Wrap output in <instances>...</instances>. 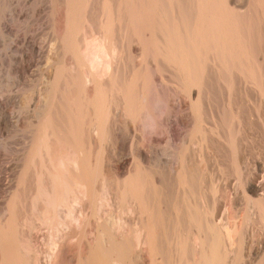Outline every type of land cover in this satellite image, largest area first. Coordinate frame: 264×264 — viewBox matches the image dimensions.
<instances>
[{"label": "bare ground", "instance_id": "1", "mask_svg": "<svg viewBox=\"0 0 264 264\" xmlns=\"http://www.w3.org/2000/svg\"><path fill=\"white\" fill-rule=\"evenodd\" d=\"M107 1L108 0H105V3L103 1V6L106 4V7L102 8L104 9L102 10L103 12L99 13V15H102L100 23L97 22L98 29L95 24L96 27L91 26L93 24H88L92 29H89L90 34H88L89 32H85L84 40L86 42V47L84 48V42L78 40V43L82 44L83 49L88 50L91 46V48H93V53L91 52L92 55L91 57L89 56L90 59L87 57L90 60V64L88 61V63L86 62L89 64L88 68L84 69V66V70L81 69L82 71H79L72 76L71 74L68 75L67 77L71 76V81H67L69 78L66 77L67 80L64 83L62 101H65L64 92L65 94H69L68 91L70 89V94L71 91L74 93V90H82L84 95L81 93L83 95H81V99L75 101L77 99H75V93L78 95L76 91L73 95L71 94L68 99L65 98L68 101L74 100V108H68L69 110H66L69 113V117H71L70 119H67L68 117H66V123L57 119V115L60 112L64 114V110H61L62 107L59 108L60 110L54 109V112L50 111V109L48 110V114L44 115L42 123H39L41 125L39 126L43 129L40 143L36 142L38 147L35 148V150L33 149L34 152L31 156L30 154L28 157L26 156L27 159L30 158V161L31 159H33L34 162L35 160H38L35 171L37 176L36 180L38 181L35 199L38 203H41V205L44 204V207H41L40 213L37 212L40 215L42 222L51 230L53 238V243H49L53 246L52 251L50 250L51 252H49V255L46 257L45 263L264 264V162L262 163L259 160L255 161L253 167H251V171L244 172L246 174H239L237 181L241 182V192L231 202L233 203L232 206L236 208L238 196L241 197V199L243 197L246 199L250 210V217L259 228L257 235H254V232L250 233L249 231H244V229L240 231V229H237L238 224L237 226H235L236 224H230L234 217L232 219L229 218V220H232L231 222L228 221L227 214L229 211L226 206L227 204L225 205L224 201H221L223 199L216 195L217 191L213 188L214 192L211 200L208 199L210 197H205L206 194L204 196L202 194L198 199L196 197V193L199 190L196 186L198 185V181H200L198 175L206 170L207 166H209V162L211 163L212 160L216 161V159H218L217 155H219V151L223 153L230 149H233L234 151L236 147V137L234 139L232 135H226V131L225 133L223 131L228 116H230V120L228 119L229 122H231L232 119L237 121V127L235 128H237L238 137L239 135L244 134V138L241 140L246 139L245 131L247 122L248 120L253 119H249V117H252L253 114H255V117L264 120V54H262L264 50L261 53V44L264 36V0H142V5L138 1V4L141 5L138 9L134 10L131 9L132 7H128L129 11L127 10V18L129 21H125L126 23L121 22V18H124L126 14L122 16L123 14H121L120 5L111 7L109 5L111 0L108 1L109 3H107ZM79 4L81 3L79 2ZM117 4L115 1L114 5ZM126 8L127 7H125V10ZM83 9L85 10L86 8H82L81 12L78 11V13L82 14ZM100 10L101 9L98 11ZM67 13L69 15L68 11L66 14ZM70 13L72 16L73 11ZM78 13L77 15L80 18L82 15L79 16L80 14ZM74 14H76L75 11ZM68 15L67 19L69 17V22H67V24H72L74 26V28L70 30L73 32L81 24L75 27L73 23H75L74 21H76L75 19L78 17L76 18L75 15L70 17ZM93 16L95 15L93 14ZM79 18L76 23L79 22ZM86 20L88 19L86 18ZM91 21L95 20L92 19ZM81 22L83 21L81 20ZM88 22L90 21L88 20ZM84 23L86 24V21ZM68 25H66V27ZM88 25L84 26V24H82V26H87L89 28ZM131 26H134V32H136L138 28L140 29L139 31L142 30L145 37H143L144 43L142 42L141 57L139 55L141 62L140 59L138 60L140 62V64L138 63L140 67L142 68L145 64V66L149 65L151 69L154 68L153 70L157 69L159 71L158 68L161 67L162 69V66L164 65L168 74L171 75H169L170 77L166 76L167 74L165 76L171 79H178V83L175 84L178 85L180 91L183 92V95H177L176 99H166L167 101H165V107L163 109L164 114H162L165 119H163L161 123L160 141L158 143L161 152L160 157L152 160L153 158H151L150 153L153 154V151L155 150L153 147H150L152 150L149 152L138 150L135 152L138 160V162L135 163L136 169L134 172L132 171L133 173H130L128 177L122 179L121 182L117 181L119 183L114 186V184L110 185L111 181H114V179L110 180L112 175H110V166L108 167V164H105L103 161L96 162V160L95 164H89L88 161L87 164L85 163L86 159H84V156L88 155V153H85L87 151L86 149L84 151V146L82 147V144L85 142H82L83 140L81 141V133L83 132L82 130H86V133L89 132L90 136H87L89 138L91 137V142H93L94 145H97L98 142H96L94 137L101 139L104 138V125L110 120V111L113 110H111V107L114 105H112V103L115 102V111L123 113L121 111L122 109L124 110V114L129 107L131 108V111L135 110L136 113L139 112V109L141 108L136 107L139 105V99L137 105L136 102L133 101L139 97L140 93L138 94L137 91L142 92L141 94L146 91L147 84L145 78H149L147 68H145L146 72L144 71L146 77L144 73H139L142 70H138L139 72L137 73L136 68L134 70L136 73L132 74L130 72L129 77L126 75L129 78H126V80L128 79L130 83L124 82V75L121 77L122 74L120 73L122 70L120 71L121 64L119 60V57L122 56V54L120 55L119 53L120 49L118 48V43L115 45L114 43L116 42L113 41L114 36L117 35L116 33H118V31L121 32V30H123L124 35H126L129 33V30L131 31ZM81 27L80 29H82ZM93 27H95V31H93ZM90 30H92V32ZM80 33L83 35L82 31L78 34ZM86 33L88 36H86ZM137 34L139 35V33ZM69 35L70 34H68V37ZM82 35L80 34V36H78L76 34L75 37L76 39L77 37L81 38ZM82 38L81 40L83 41ZM120 41L121 39L119 42ZM71 47L70 49H72ZM81 52H83V50H81ZM161 63L163 65L159 66ZM78 64L80 65V63ZM79 67L82 68L81 66ZM74 68L73 70L75 71ZM164 68L163 70L165 71ZM208 68L219 74L220 86H218L225 90L223 92H226L224 95L226 94L227 101L224 102L222 106L220 105V107H212L205 96L208 89L207 84L209 83L207 82ZM66 70L69 71L68 69ZM77 70L78 67L76 71ZM150 71L151 70H149V73H151ZM152 73L155 74L153 71ZM63 74L64 73H61L59 75V81L64 76ZM66 75L67 74H65V76ZM163 76L162 78H164ZM69 82L70 84L72 83V85H69ZM171 83L173 84V82ZM55 85L57 84L55 83ZM152 85L154 84L152 83ZM237 85L238 87L242 86L244 88L246 96H249V94L251 95L252 93L250 97L253 98V95H255L256 99H259H257V105H254L249 109V116L245 115L246 112L244 113L243 108L245 106L242 107L239 104L240 102L237 103L236 101L237 97L240 96L237 94L239 92L235 93L234 91V88ZM134 90H136L137 95L133 92L132 95L129 94ZM148 90H151V88ZM149 94L148 97L150 96ZM128 95H131V97L130 100L127 101L126 99L129 97ZM243 101L245 102V100ZM143 106L142 103V107ZM49 108L51 107L49 106ZM82 108H84V111ZM136 109H138V111ZM142 109H144V107L141 108V111ZM244 109H246V107ZM132 113L133 112H131V114ZM136 113L132 114V116L135 115V118L140 114ZM70 114H73L74 117L70 116ZM124 114H121V116ZM81 115H88L87 122L84 121L85 119ZM63 116L64 115H62V117ZM77 116L82 117L84 120L79 117L81 120H79L78 123ZM209 118L212 120V123L209 122ZM256 120L254 121L256 122ZM255 122L253 123L255 124ZM173 125L174 128L176 126V131H178L176 133L180 136L182 135L181 132L188 131V129L192 127L193 134H197L196 139H191L190 142L185 139L184 143H182L185 144L186 147L183 150H180L177 140L170 136L171 131L174 129H171ZM227 125L226 127H229ZM107 126L109 127V125ZM105 129H107V127ZM224 130L227 129L224 128ZM232 130H234V128H232ZM172 134H174V132ZM234 134L233 136H235ZM247 136L248 135H246V137ZM222 138L224 140H222ZM253 139L254 138H252V140ZM37 141L39 140L37 139ZM180 141H183V138L182 140L180 139L179 142ZM86 143L84 145H86ZM107 144L108 143H106V145ZM242 144L243 142L240 143L237 159L239 162L241 161L242 163H245L243 162L244 150ZM66 147H68V149L70 148L73 158L70 156L69 158L67 153L63 152V150L66 151ZM83 151L85 153L84 156ZM94 151H96V149ZM63 153H65L66 157L69 159H66ZM68 153L70 152L68 151ZM153 161L154 165L160 169V177L157 178V175L155 176L157 179L154 178L153 173V175L151 174L153 178L148 179L144 170L146 167L143 165L145 164L148 167L150 162L152 163ZM215 170L216 169H214V171ZM167 174L170 175L169 178L172 179L171 183L173 182L172 185L170 183L172 189L171 193H175L176 200L173 201L169 195V181L167 182L168 179L165 178ZM100 176L102 180L97 179ZM257 177L261 178V180H256ZM107 179L110 180V183H108ZM48 180H51L50 183H48ZM234 181H236L235 178ZM197 188L198 190L196 191ZM203 188H205V186ZM28 189L30 188L28 187ZM98 192H100L99 196L102 197H99L101 199H99L100 202L97 199L98 197L96 198ZM84 199L89 200L93 212L100 211L99 208H103L105 206L104 204L109 206L113 205V200L115 204H118L115 207H118L120 214L116 216L114 214V218L111 220L109 219L108 222L105 221L100 224V227L97 228L96 232L94 230L95 238H93L94 240L91 244L88 243L86 239V242H82V245H79L78 250L77 248L75 250L71 248L75 243L70 245V247L66 244L70 238L72 239H70L71 242L75 240L74 234L77 236V232L75 231L76 233H74L73 230L75 226L71 224L73 229L71 226L68 227L69 224L65 223L63 217H61V212L63 209H67L68 218L70 219V217H72L73 220H77L76 213H80L79 218L76 221L79 222L80 225L81 219L85 218V213L82 210V207L84 206L81 207V202ZM12 202L13 201H11V203ZM12 205L13 204L7 209L5 215L3 214V227L0 230V264H39V255H37L33 249L30 250L31 256H29L28 262L25 263L24 258L20 256L21 253L18 254L16 252L17 250H15L16 248H13V241L16 239L13 238V231L18 225L15 224L17 222L14 221L15 213ZM36 205L38 206L37 203ZM37 206L34 207L37 208ZM113 210L111 211L113 212ZM105 214H107V212ZM72 222L73 221H71V223ZM243 222L245 223V221ZM71 249L75 250L72 254Z\"/></svg>", "mask_w": 264, "mask_h": 264}, {"label": "rangeland", "instance_id": "2", "mask_svg": "<svg viewBox=\"0 0 264 264\" xmlns=\"http://www.w3.org/2000/svg\"><path fill=\"white\" fill-rule=\"evenodd\" d=\"M103 1L105 3V0H91V1L90 0H80V1L79 0H76V1L75 0H68V1L67 0H0V230L3 227L2 226L3 225L2 223L4 220L3 217H4L5 213L7 212V209L9 207H11V204H13L12 207H13V210L15 213L14 221L17 222L15 224L18 225L15 228V230L13 231V234H14L13 238L17 239V240L13 239L15 241V242L13 241V248L14 249L16 248L15 250H17L16 252L18 254L21 253L20 256L22 258H24L25 263L28 262V260H29L28 258H29V256H31L30 250L33 249V251L36 252L37 255H39L38 256L39 261H40L39 264H46L45 259L49 255V252L52 251V247H53L52 245H50L53 243L51 230L49 228H47V225H45L42 222L40 215L38 214V212L40 213V211H41V207L42 208L44 207V204L41 205V203H38L35 199V195H36L35 193L37 192L36 187H37V183H38V181L36 180L37 176H36L35 171H36V167H37L36 163H38L37 162L38 160H35V162H34L33 159H31V161H30V158L27 159V157L29 154L31 156V154L34 152L35 148L38 147L37 143H40V140L42 138L41 137L42 132H43L42 127H40L41 126L40 124L42 123L44 115L48 114V110L50 109V111L54 112V109L60 110L59 108L62 107L61 110H64L63 111L64 114L62 112H60L59 114H62L64 116L62 117V115L58 114L57 115L58 117L57 116L56 117H57V119H59V121H64V123H66L67 119L71 118V117H69V113L66 110L68 108L69 109L74 108V100L68 101L65 98L68 99L70 97V95L71 94L73 95L76 91H77L78 95H76V93H75V96H76L75 99L77 98L75 101L80 100L81 97L84 95V92H82V90H76L75 91L74 89H72V90H74V93H72L73 91H71V94H70V90H71L70 89L68 91L69 94L68 93L65 94V92H64V97H65L64 100L65 101H62V94L64 91L63 90L64 83L67 80V78H69L67 81H71L70 79H71L72 75L78 73L79 71L84 70L85 68H88V66L90 64L89 59L93 53V48H91V46H90V48L88 50L83 49L82 44L78 43V40H80V42H84V44H85L84 48H85L86 47V42L84 40L85 32L88 33L89 29H92V28H90V26L88 24H93L91 26L96 25L97 27L96 26L95 27L98 29L97 24L100 23V18L102 15V14L99 15V13L103 12L102 10H104V9H102V8L106 7V4H105V6H103L104 5ZM108 1H110V0H108ZM108 1H107V3H109ZM115 1H116V4L118 3L117 5H114ZM138 1L142 5V2H143L142 0H111L109 5L111 7H116V6L120 5L119 7L121 9V14H123L122 16H124V14H126V16L124 17L125 19L121 18V22L126 23L127 20L129 21V19L127 18L128 17L127 16L128 11H129L128 7H130V8L132 7L131 9H134V10L138 9V7L141 6L138 4L139 3ZM184 1H187V0H184ZM79 2L81 4H79ZM77 3H78V5H77ZM73 4H74V6H73ZM71 7H73V8H71ZM94 7H96V8H94ZM125 7H127L126 10H125ZM82 8H86L87 10L83 9L82 14L78 13V11L81 12ZM97 9L98 10L101 9V10L98 11ZM65 11L66 12L68 11L69 15H68V13L66 14ZM72 11H73L72 16L75 15L76 18L78 17L77 13L80 14L79 16L82 15L80 18L78 17L79 22L76 23L78 18L75 19L76 21H74L75 23H73L75 25V27L78 26L79 24H81V25H79L76 28V30L73 32H71L70 30H72V28H74V26L72 24H69V25L67 24V22H69L68 21L69 17L67 19V15L72 17L71 13H70ZM74 11L76 12V14H74ZM85 11H86V13H85ZM58 12H59V14H58ZM93 14L95 16H93ZM81 18H83V19H81ZM86 18L90 22H88V20H86ZM89 18H92L95 21H91L92 19H89ZM84 19L86 21V24L84 23L85 22ZM81 20L83 22H81ZM82 24H84V26L85 25L89 26V28L86 26L87 31H86V27L82 26ZM66 25H68V26L66 27ZM80 27L82 29H80ZM95 27H93L94 28L93 31H95ZM77 29H78V31H77ZM133 29H134V26H131V31L129 30V33L126 35H124L123 30H121V32L118 31L119 35H118V33H116L118 36L117 35L114 36V40H113L116 43H114V42L113 43L115 45H117V43H118V45H119L118 48L120 49L119 53H120V55L122 54V56L119 57L120 58L119 60H120V64H121L120 65V67H121L120 71L122 70L120 73L122 74L121 77H123V75H124V78H125V79L123 78L124 82L130 83V81L128 80L130 72L132 74H134V73H136V71L138 73L140 70H142L143 72L141 71L139 73H142V74L144 73V75L146 77V73H145L146 69L145 68H147V73H148V76L150 79L145 78L146 79L145 82L147 84V85L145 84L146 85V91L143 94H141L142 92L137 91L138 94L140 93L139 97L134 99V101H133V102H136V105H137V102H139V100H140V102L138 103L139 105H137L136 107L137 108H140V107L143 108L144 107V109H142V111H141V108L139 109V112H137V113L138 114L140 113V114L138 116H136V118H135V115H133L134 117L132 116V114H135L136 111L135 110H134L135 112L131 111L130 107H129L130 109L126 108L127 109L126 112L128 113V115L126 112L124 114V110H122V109H121V111L123 113H120V111H118L119 112V115H118V112L115 111V106H114L115 102H114V103H112V105L114 104L113 107H111V110L113 109L112 110L113 112L110 111V115H109L110 120H109V122L105 123V125H104V133H105L104 138H103L104 140L101 138L94 137L96 142H98L97 145H94L93 142H91V139H90L91 137L89 138L87 136L90 134L88 131H87L88 133H86V130H82L83 132L84 131L85 132L84 133L82 132L83 134L81 133V136H82L81 141L83 140L82 142H85V143L87 142L86 145L89 146V147H87L86 145H84L85 143L82 144V147L84 146L83 147L84 151H85V149L87 151L85 153H88V155H85L88 157H85L84 156L85 153L83 151L84 159H86L85 163L87 164V161H88L89 164L90 163L95 164V160H96V162L97 161H99V162L103 161L105 164H108V167L110 166L109 167L110 168V175H112V177H113V178L111 177L110 180L114 179V181H115V183H114V181H111L110 185L114 184V186H116L117 183L121 182L122 179L128 177L130 175V173L134 172V170L136 169L135 163L138 162L135 152H137L138 150H143V151L145 150L144 152H149L152 150L150 147H153L155 150L153 151V154L150 153L151 158H153L152 160H155L158 157H160L161 152H160V148L158 147V143L160 141V130H161L160 127L162 125L161 123H162V120L165 119V117L162 115V114H164L163 109L165 107V105H164L165 101L176 99L177 95H181V96L183 95V92H181L178 85H176L178 83L177 82L178 79L176 80V78H174L175 79L174 80V79L169 78L171 75L168 74V72L166 71V68H164V65L162 63L159 65V66L163 65L162 69H161V67H159L158 68L159 71L157 69L153 70L154 68L151 69V67L149 65L145 66V64L143 66L141 65L142 68L140 67V65H139L141 62L140 57L142 54V52H141L142 48L141 47L143 46L142 42L144 41L145 37H144V33L142 32V30L139 31L140 29L138 28L136 30V32H134ZM76 31H77V33H76ZM81 31L83 32V35H82V33H80L83 37V38L81 37L83 39V41L81 40L80 37H77V39L75 37L76 34L78 36H80V34H78V33ZM90 31L92 32V30H90ZM87 33H86V36H88ZM130 33L131 34L136 33V34L131 35ZM137 33H139V35ZM68 34H70L69 37H68ZM88 34H90V32ZM124 36H126V37H124ZM72 37H74V38H72ZM117 37H120V38H117ZM120 39H121V41L119 42ZM116 40H118V41H116ZM130 42H132V43H130ZM74 43H75V46H74ZM62 44H64V45H62ZM129 44H130V46H129ZM78 45L81 47H79ZM71 46H74V47H71ZM70 47L72 49H70ZM64 49L66 52L64 51ZM77 49H79V50H77ZM130 49H131V51H130ZM81 50H83V52H81ZM85 50H87L88 52ZM263 50H264V36H263V41L261 44V53L263 52ZM89 52H90V54H89ZM80 54H81V57H83V58L86 57V58H84V59L81 58ZM262 54H264V52ZM139 55H140V57H139ZM136 57H138V58H136ZM139 59H140V62L138 61ZM132 60L137 61V62H134ZM87 61L89 62V64H87L88 63ZM125 61H127V62H125ZM78 63H80V65ZM136 64H138V65H136ZM72 65H73V68L75 66V68H74L75 71L73 70ZM79 66H81L82 68H80ZM77 67H78V70L76 71ZM83 67H84V69H83ZM126 67H128V68H126ZM132 67H134V68H132ZM136 68H137V70L134 71ZM163 68L165 69V71L163 70ZM66 69H68L70 72L71 71L72 72L70 73ZM208 69L209 70L207 73L208 74L207 82H209V83L207 84L208 89H207V93L205 96H206V99L210 102L212 107H215V106L220 107V105L222 106V104L227 101V96H225L226 94L224 95V93H226V92H223L225 90L223 88L219 87L220 86L219 85L220 84L219 74L216 71L211 70L210 68H208ZM149 70H151L150 71L151 73L153 71L155 74L152 73L153 74V76H152V74L149 73ZM160 72H162V73H160ZM61 73H64L63 74L64 76L62 77L63 80L61 79L59 81L58 78H59V75ZM65 74H67V75L65 76ZM70 74H71V76L67 77ZM165 75L166 76L170 75V76L166 77ZM162 76L165 79L162 78ZM126 78H128L127 79L128 81L126 80ZM158 79H160L161 82ZM168 79H170V80H168ZM215 79H217V80H215ZM147 80H149V81H147ZM213 80H215V81H213ZM121 81H122V78H121ZM155 81H156V83H155ZM170 81L173 82V84ZM60 82H62V83H60ZM46 83H48V84H46ZM55 83L57 85H55ZM152 83L154 85H152ZM212 84H214V85H212ZM69 85H72V83L70 84V82H69ZM147 86H149V87H147ZM170 86H171V88H170ZM56 88H58V89H56ZM149 88H151V90H148ZM238 88H239V90H238ZM178 91H180V92H178ZM234 91H235V93L239 92L237 94H239L240 96H238L239 98L237 97L236 101H237V103L240 102L239 104L242 107H244V106L246 107V109H244L245 108L244 107L243 110H244V113L246 112L245 115L249 116V109H251L254 105L256 106L259 99L257 98L258 99L257 100L255 95H253V98L250 97L252 95V93H251V95L248 93L249 96H246L245 95L246 91L244 90V88L242 86H239V87H238V85L235 86ZM132 92L136 93V90L131 91L129 94L132 95L133 94ZM178 93H181V94H178ZM148 94L150 95L149 97H148ZM131 95L130 96L128 95L129 97H127V99H126L127 101L130 100ZM136 95H137V93H136ZM77 96H79V97H77ZM43 99H46V100H43ZM147 100L148 101L150 100V101L148 102ZM243 100H245V102ZM68 103H70V104H68ZM142 103L144 105L143 107H142ZM46 104H48V105H46ZM56 105L58 106V108ZM248 105H250V106H248ZM49 106L51 108H49ZM82 110L84 111V108H82ZM136 110L138 111V109H136ZM247 110H248V112H247ZM45 111H47V112H45ZM129 112H130V114H129ZM131 112H133V113L131 114ZM121 114H124V115H122L123 117L121 116ZM228 115H229V113H228ZM254 115L255 114H253V116ZM70 116H73V114H70ZM81 116H83V118L85 120L82 117L77 116L76 118L78 119V123H79V120H81V119H83L84 121L87 122L88 115H86V116L81 115ZM253 116L249 117V119H252V118L253 119L248 120V122H247V127H246V131H245V138H246L245 140H241L244 138V134L239 135V137L237 135V128H235V127H237V121L235 119H232L231 122H229L230 116H228L227 121L225 122V125L223 127V131H224V133L226 131V133H225L226 135H229V134L232 135V137L234 139L236 137V147H235L234 151H233V149L227 150L225 152L227 155L225 153L219 151V153H218L219 155L216 154L218 159H216V161L212 160L214 164L212 163V161H211V163L209 162L208 163L209 166H207L206 170L202 173L199 172L201 175L200 174L198 175L199 176L198 178L200 179V181H198V183H197L198 185L196 186L199 188V190H198V188L196 189V191L198 190L196 193L197 194L196 197L198 199L202 194H203V196L206 194L205 197L206 198L210 197L208 199L211 200L213 197L212 195H213L214 190L217 191L216 195H218V197L223 199L221 201H224L225 205L227 204L226 206L228 207V211H229L227 214L228 221L231 222L233 220L230 224H233V225L236 224L235 226H237V224H238L237 229H240V231L244 229V231H249L250 233L254 232L253 234L257 235L259 228L257 227V224L254 221H252V219L250 217V210H249L248 203H247L246 199L244 197L241 199V197L238 196L236 208L234 206H232L233 203H231L236 198V196L239 195V193L241 192L240 191L241 187H242L241 182L237 181V177H239V174H242V173L246 174L244 172L251 171V169H252L251 167H253V164L255 163V161L259 160L262 163L264 162V125H263L264 120L259 119L258 117H255V116L253 117ZM59 117H61V118H59ZM66 117H68V118L66 119ZM79 117L81 119H79ZM128 117H129V120H128ZM256 119H258V120H256ZM209 120H210V118H209ZM254 120H256V122ZM211 121L212 120H210L209 122L212 123ZM234 122H236V123H234ZM253 122H255V124ZM227 123H228V125H227ZM248 123H249V126H248ZM107 125H109V127ZM226 125L229 127H226ZM106 127H107V129H105ZM173 128H174V125L172 126L171 129H173ZM224 128L227 130H224ZM232 128H234V130H232ZM235 129H236V131H235ZM39 130H41V131H39ZM228 130H229V132H228ZM173 132H174V134H172ZM176 132H178V131H176V126H175V128L171 131L170 136L173 137V139L177 140V143L180 147L179 148L180 150H183L186 147L185 144H183L185 139H186V141L190 142L191 139L195 140L196 136H197V134H193V128L192 127L189 128L188 131L181 132V134L183 136L178 135V133H176ZM234 132H235V134H234ZM150 133H151V135H150ZM233 134L235 136H233ZM156 135H158V136H156ZM172 135H175V136H172ZM246 135H248V136L246 137ZM250 137H252L254 139L252 140V138H250ZM182 138H183V141L179 142V140L180 139L182 140ZM37 139L39 141H37ZM222 140H224V139L222 138ZM242 142H243L242 146H243V150H244L243 162H245V163H242L241 161L239 162L237 159L240 143H242ZM106 143H108V144L106 145ZM150 145H153V146H150ZM95 146H97V147H95ZM109 148H110V150H109ZM65 149H66V151L63 150V152H66L68 157L69 156L72 157L73 154H72L70 148L68 149V147H66ZM95 149H96V151H94ZM68 151L71 154L68 153ZM229 152H230V154H229ZM63 154L66 157V154L65 153H63ZM240 155H241V153H240ZM69 158L66 157V159H69ZM224 159L226 162L224 161ZM31 163H33V164H31ZM241 163L244 165H242ZM143 166L146 167L144 170H145V175L148 179L153 178L152 177L153 173H154V178H156L155 176H157V175H158L157 178L160 177V169L156 165H154V161L152 163L150 162L148 167L145 164ZM214 169H216V170L214 171ZM156 172H157V174L155 175ZM149 173H150V175H149ZM213 173H215V174H213ZM167 176L166 177L164 176V177L168 179L167 182L169 181L168 184L170 186L172 179L169 178L170 175L167 174ZM214 176H216V177H214ZM234 178L236 181H234ZM97 179L102 180L101 176L98 177ZM259 179L261 180V178H259V177L256 178V180L260 181ZM110 180L107 179L108 183H110ZM50 181L51 180H48V183H50ZM117 181H119V182H117ZM212 182H213V185H212ZM172 184H173V182L171 183V185ZM200 185H201V187H200ZM27 186L30 189H28ZM204 186L206 189L203 188ZM206 186H208V187L210 186L209 189ZM28 191H30V192H28ZM33 191H34V193H33ZM171 192H172V189L170 186L169 187L170 198L172 201L176 200L175 195H174L175 193L174 192L171 193ZM99 195H100V192H98L96 194V198L98 197L97 198L98 201L100 199L99 197H101ZM16 200H18V201H16ZM86 200L84 199L83 200L84 202L83 201L81 202L82 203L81 207L84 206V207H82V210L88 216L84 214L85 218L82 217L83 219H81L80 225H79V222H76L79 218L80 213H76L77 214L76 215L77 220H73L72 217H70V219L68 218L69 216L67 213L68 212L67 209H65V210L63 209L61 212V215H62L61 217H63L66 224L67 223L69 224L68 227H70L71 224L73 226H75L74 229H73V226H71V228L74 230V233L77 232L76 233L77 236H75V234H74L75 238L72 236L75 239V240L73 239L75 242L74 241L71 242L70 241L71 238L68 240V242H66V244L69 245V247H70V245L75 243V244H73V246L75 245L74 247L71 246V248L75 249V250H76V248L78 250L79 245L82 242H84L86 239H87L86 241L91 244L94 240L93 238H95L94 234H95L97 228L100 227V224L104 223L105 221L108 222L109 219L111 220L112 218H114V214H115V216L120 214L118 207H115L118 204H115V202L113 201L114 198L112 200L113 205L109 206L107 204H104L105 206L103 208H99L100 209V211L98 210L99 212L98 211L93 212V210H91L89 200L88 199H86ZM11 201H13V202L11 203ZM36 203L38 204L39 207L36 205ZM230 203H231V205H230ZM34 206H37V208ZM35 208H36V210H35ZM235 209H237V210H235ZM111 210H113V212ZM108 211H109L110 215L108 214ZM106 212H107V214H105ZM66 215H67V217H66ZM99 217L101 218V220ZM229 218H231V219L233 218V219L229 220ZM248 220H250L251 222ZM71 221H73L74 223L73 222L71 223ZM243 221H245V223ZM245 227H247V228H245ZM94 230H95V232H94ZM78 239H80V240H78ZM25 242H27V243H25ZM14 245H15V247H14ZM50 247H51V249H50ZM75 250H72V252L70 250L69 251L72 254V253H74ZM28 253H30V254H28ZM0 257H1V252H0Z\"/></svg>", "mask_w": 264, "mask_h": 264}]
</instances>
